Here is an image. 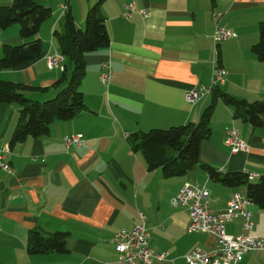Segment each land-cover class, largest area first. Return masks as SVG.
Masks as SVG:
<instances>
[{
    "label": "crops",
    "instance_id": "obj_1",
    "mask_svg": "<svg viewBox=\"0 0 264 264\" xmlns=\"http://www.w3.org/2000/svg\"><path fill=\"white\" fill-rule=\"evenodd\" d=\"M12 1L0 0V7ZM99 1L46 0L52 14L39 32L41 55L25 66L1 70L0 80L34 87L28 93L33 100L55 97L73 68L65 57L60 68L48 67V56L60 52L55 32L62 30L67 12L84 29L89 9ZM131 3L136 12L127 20L125 5ZM100 8L110 45L85 56L81 91L86 111L72 120L54 121L37 139L11 144L21 106L0 102V145L10 148L13 168L12 173L0 170V264H128L120 261L111 239L123 229L132 230L139 213L147 217L151 247L168 254L167 261L152 264H186L185 255L214 250L218 240L189 233L188 212L171 204L179 190L186 184L205 187L216 213L225 212L236 193L248 198L247 184L229 187L199 166L180 177L149 171L128 138L138 131L198 122L213 97L192 103L187 94L211 86L215 60L226 72L221 91L249 102L264 99V62L252 52L264 21V0H104ZM215 12L221 16L213 17ZM217 25L237 37L219 45L216 53ZM23 42L18 25L0 30V58L5 45ZM105 63L111 68L107 84L100 77ZM211 127L212 136L201 146V163L222 174L246 173L253 176L251 182H259L264 176V131L235 119L221 99ZM233 127L248 151L233 154L226 146ZM79 134L82 143L67 147L65 138ZM249 209L253 234L264 238V208L253 203ZM242 226V219L234 220L227 234H241ZM34 231L43 237L65 233L68 252L29 253ZM240 264H264V250L249 252Z\"/></svg>",
    "mask_w": 264,
    "mask_h": 264
},
{
    "label": "trees",
    "instance_id": "obj_2",
    "mask_svg": "<svg viewBox=\"0 0 264 264\" xmlns=\"http://www.w3.org/2000/svg\"><path fill=\"white\" fill-rule=\"evenodd\" d=\"M103 1L100 0L89 9L84 29L79 28L73 15L67 12L62 30L55 32L61 54L73 66L70 75H64L63 81L66 85L55 97L46 101L33 100L28 93L34 90V87L0 80V102L18 103L21 106L11 144L22 142L28 137L37 139L48 133L54 121L72 120L87 110L81 91V84L87 73L85 56L110 45L106 18L100 8ZM45 2L46 0H13L11 5L0 7V30L18 25L20 37L24 41L4 46L0 71L25 66L41 55L42 40L39 32L52 14V9L46 6ZM252 52L264 62V21L259 24V41L252 46ZM211 95L212 103L201 113L198 122L168 129L138 131L129 136L128 143L134 152H139L145 157L149 171L161 169L166 177H180L199 166L211 179L229 187L247 184L248 197L264 208V176L259 182L253 183L249 174H222L215 167L200 161L202 143L209 140L213 133L211 119L218 99L233 109L235 119L263 131L264 99L249 102L229 95L219 87H216ZM66 237V234L61 232L43 237L34 231L29 238V253H67Z\"/></svg>",
    "mask_w": 264,
    "mask_h": 264
},
{
    "label": "built area",
    "instance_id": "obj_3",
    "mask_svg": "<svg viewBox=\"0 0 264 264\" xmlns=\"http://www.w3.org/2000/svg\"><path fill=\"white\" fill-rule=\"evenodd\" d=\"M64 12L68 11V5L62 6ZM136 12L135 4L125 5L124 18L131 19ZM144 16H147L146 10H140ZM221 14L214 13L213 17L218 18ZM237 35L228 28L217 25L213 39L216 46L236 38ZM64 56L60 52H54L47 58L48 67L51 70L60 68L64 63ZM214 76L210 87L200 90H193L187 94L189 102H197L212 94L213 90L225 83L226 72L218 67V62H214ZM111 75V68L108 63L102 65L101 80L107 84ZM83 135L68 136L65 138L67 147L77 144L80 145ZM226 146L233 154L248 151V144L242 140L239 131L233 127L228 130L226 137ZM10 148L0 145V170L6 173H12L13 168L9 163ZM253 179V176H249ZM171 204L175 208H184L190 218L189 233H205L214 235L218 240V247L211 251L195 249L185 256L186 264H240L244 256L251 251L264 250V238L253 234L254 222L250 206L253 201L250 198L243 197L236 193L232 196L225 212L216 213L210 207V193L205 187L186 184L174 198ZM242 219V233L233 236L228 235L226 228L229 223L236 219ZM116 252L120 256V261L128 264H152L153 262H163L168 259L167 253L155 251L150 245V233L147 228L146 218L143 213L140 214V222L133 229H123L111 239Z\"/></svg>",
    "mask_w": 264,
    "mask_h": 264
},
{
    "label": "bare ground",
    "instance_id": "obj_4",
    "mask_svg": "<svg viewBox=\"0 0 264 264\" xmlns=\"http://www.w3.org/2000/svg\"><path fill=\"white\" fill-rule=\"evenodd\" d=\"M10 153H11V150H10ZM10 153H9V155H10ZM9 163H10V161H9ZM10 164H11V163H10ZM182 188H183V187H182ZM182 188H181V189H182ZM181 189H180V190H181ZM180 190H179V191H180ZM140 214H141V213H139L138 224H139V222H140ZM145 218H146V224H147V217L145 216ZM138 224H137V225H138ZM137 225H136V226H137ZM136 226H135V227H136ZM135 227H134V228H135ZM134 228H133V229H134ZM147 228H148V226H147ZM133 229H132V230H133Z\"/></svg>",
    "mask_w": 264,
    "mask_h": 264
},
{
    "label": "rangeland",
    "instance_id": "obj_5",
    "mask_svg": "<svg viewBox=\"0 0 264 264\" xmlns=\"http://www.w3.org/2000/svg\"><path fill=\"white\" fill-rule=\"evenodd\" d=\"M55 3H56V1H52L51 2V6H52V8L54 7L53 5H55ZM249 198V197H248ZM254 203V202H253ZM228 208V207H227ZM189 229V228H188Z\"/></svg>",
    "mask_w": 264,
    "mask_h": 264
}]
</instances>
